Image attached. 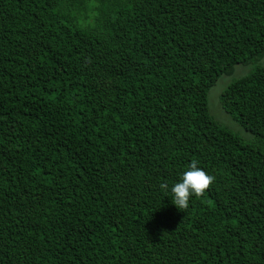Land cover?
Here are the masks:
<instances>
[{"label":"trees","instance_id":"16d2710c","mask_svg":"<svg viewBox=\"0 0 264 264\" xmlns=\"http://www.w3.org/2000/svg\"><path fill=\"white\" fill-rule=\"evenodd\" d=\"M0 264H264V0H0Z\"/></svg>","mask_w":264,"mask_h":264},{"label":"clouds","instance_id":"9594fccd","mask_svg":"<svg viewBox=\"0 0 264 264\" xmlns=\"http://www.w3.org/2000/svg\"><path fill=\"white\" fill-rule=\"evenodd\" d=\"M215 179V176L198 167V161L193 160L188 170L181 175L180 182L171 187L172 203L178 210L186 211L189 208L190 199L193 196L202 197L215 182ZM160 188L167 191V183H162Z\"/></svg>","mask_w":264,"mask_h":264},{"label":"rangeland","instance_id":"374dc122","mask_svg":"<svg viewBox=\"0 0 264 264\" xmlns=\"http://www.w3.org/2000/svg\"><path fill=\"white\" fill-rule=\"evenodd\" d=\"M263 61V60H262ZM252 68V66H236L235 67V72L233 73V76H231L230 78L228 77H220L214 84L213 87H211L208 92H207V108L208 111L210 113V115L220 124L222 125H226L227 127H229V129L237 134L239 137H242L244 139L248 138L249 135L246 134L245 132H243L235 123H233L229 117L227 115H225L222 111L221 108L218 105L217 102V96L219 94V92L221 91L222 87L229 82V80L232 77H238L241 76L242 74H246L250 69Z\"/></svg>","mask_w":264,"mask_h":264}]
</instances>
